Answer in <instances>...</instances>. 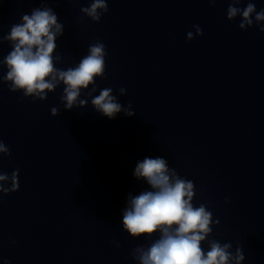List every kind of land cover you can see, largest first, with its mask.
<instances>
[{
  "label": "clouds",
  "instance_id": "1",
  "mask_svg": "<svg viewBox=\"0 0 264 264\" xmlns=\"http://www.w3.org/2000/svg\"><path fill=\"white\" fill-rule=\"evenodd\" d=\"M208 2L215 4L216 0ZM239 3L241 0H231L227 19L232 21L239 15L241 30L255 24L264 32V9L257 11L251 0L243 9L235 6ZM81 12L92 21L99 22L101 16L108 12L107 0H92L89 7L81 8ZM194 28L195 34L187 33L188 40L203 35L199 25H194ZM63 32L64 25L58 21L53 9L39 7L32 9L31 14H23L21 22L11 26L9 34L0 38V43L8 41L12 46L0 61L7 66L2 80L9 84V91L22 92L24 97H32L33 102L44 101L48 93L62 84L60 101L65 110H72L88 104V99L80 97L82 90L89 89L91 85L87 97H91L95 111L109 119H114L121 112L126 117L134 116L136 113L131 110V105L124 108L111 88H104L99 95L93 96L97 90L96 78H103L105 74L106 50L103 43L97 41L89 45L88 54L77 66L67 70L56 67L61 57L53 54L57 48L56 40ZM125 92L124 88L119 89L120 95ZM58 114L57 107L51 108L53 117ZM10 155V148L0 140V159ZM133 175L137 180H145L151 190L135 196L129 194L122 214L123 230L133 238L152 237L159 233V238L147 248L138 246L133 250V259L138 264H242L245 255L239 245L233 252L232 243L221 244L208 239L213 231L212 225H219L220 221L213 219L205 204L194 206L196 193L193 181L179 176L175 169L169 167L168 161L160 157H146L137 162ZM18 177L19 169L10 174L0 171V193L16 192L19 189ZM204 242L208 244L206 252L202 246Z\"/></svg>",
  "mask_w": 264,
  "mask_h": 264
}]
</instances>
